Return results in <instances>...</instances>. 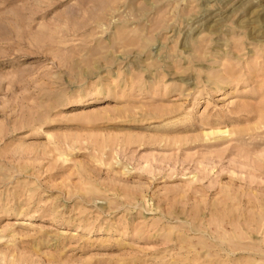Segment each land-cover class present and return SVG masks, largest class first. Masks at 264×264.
<instances>
[{
	"label": "rangeland",
	"instance_id": "rangeland-1",
	"mask_svg": "<svg viewBox=\"0 0 264 264\" xmlns=\"http://www.w3.org/2000/svg\"><path fill=\"white\" fill-rule=\"evenodd\" d=\"M0 264H264V0H0Z\"/></svg>",
	"mask_w": 264,
	"mask_h": 264
}]
</instances>
